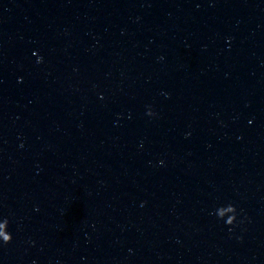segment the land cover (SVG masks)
<instances>
[{"label": "water", "instance_id": "obj_1", "mask_svg": "<svg viewBox=\"0 0 264 264\" xmlns=\"http://www.w3.org/2000/svg\"><path fill=\"white\" fill-rule=\"evenodd\" d=\"M0 264H264V0H0Z\"/></svg>", "mask_w": 264, "mask_h": 264}, {"label": "clouds", "instance_id": "obj_2", "mask_svg": "<svg viewBox=\"0 0 264 264\" xmlns=\"http://www.w3.org/2000/svg\"><path fill=\"white\" fill-rule=\"evenodd\" d=\"M8 228V224H7ZM12 241V235L7 231V234L3 236V243L6 245Z\"/></svg>", "mask_w": 264, "mask_h": 264}]
</instances>
